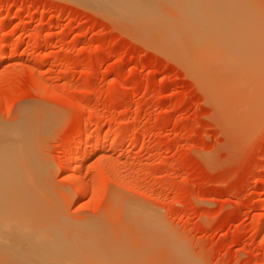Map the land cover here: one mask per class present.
I'll list each match as a JSON object with an SVG mask.
<instances>
[{"label":"rangeland","instance_id":"374dc122","mask_svg":"<svg viewBox=\"0 0 264 264\" xmlns=\"http://www.w3.org/2000/svg\"><path fill=\"white\" fill-rule=\"evenodd\" d=\"M95 1L0 0V131L24 141L0 160L20 154L10 195L57 225L38 246L67 264H264V28L251 59L205 65L165 0L155 25Z\"/></svg>","mask_w":264,"mask_h":264},{"label":"bare ground","instance_id":"6f19581e","mask_svg":"<svg viewBox=\"0 0 264 264\" xmlns=\"http://www.w3.org/2000/svg\"><path fill=\"white\" fill-rule=\"evenodd\" d=\"M84 1H87V0H84ZM89 1H91V0H89ZM98 1L97 2L95 1V2L98 4H102V5L104 4V1H101V0H98ZM108 1H109L108 3L111 4V5L110 4L109 5L112 6V9L115 10L114 12L117 11V12L121 13L122 16L124 15V17L131 18L133 16L131 18V20L132 19L136 20V18H137L136 21L140 20V21H143V23L152 20L151 23H154V25L156 24L154 21H155V17H158L157 16L158 13L156 12V9L154 8V6H151V3H150L151 0H108ZM165 1L167 4H169L172 7V15H174L173 18L176 17L177 21H179L180 23H185V25H188V26H185V28L188 27V29L190 31L189 34L191 36V37L189 36V39H192V40H189L187 38L188 40H185L187 43L188 42L192 43V45H190L191 50H189V49L188 50L189 51H192V50L196 51V53L191 52V54L198 55V57L195 56L196 59L199 57L203 58L205 61L204 64L206 63L205 65H207V63L208 64L217 63L218 66H221V65L224 66L225 65L226 68H227V66H232V65L235 66V62H237V60L241 57L240 55H242V58H240V60L246 62L244 60L245 59L244 54H247L248 51H249L248 54H251L250 52L253 50L252 47H254L253 45H255L254 41L256 39H257L256 45L258 47V44L261 40L259 37L263 34V33L259 32V29L264 28L263 27L264 22L262 21V23H261V20H263L264 16L262 15L263 13H261V11L257 10L258 8H255L252 4L250 5L249 1H247V0H230V1L229 0H165ZM89 3H91V2H89ZM107 4L105 3V5H107ZM97 6L99 7V5H97ZM104 6H103V8L106 9L107 6H105V7ZM130 15H131V17H130ZM159 16H160V14H159ZM11 18H19L20 19L21 17L16 15V14H12ZM2 19H4V18L0 17V20H2ZM165 21H167V20H165ZM173 22H175V19ZM165 24H167V23H165ZM258 24H260V25H258ZM151 25H153V24H151ZM172 28H173V25H172ZM166 30L168 31V29H166ZM166 30H164V31L166 32ZM173 30H174V28H173ZM154 31H155V29H154ZM172 34H174V33H172ZM178 34H179V32H178ZM168 35H169V33H167V36ZM169 36H171V34ZM176 39H178V38H175V40ZM182 39L181 40L178 39V43H181L184 40V39L183 40ZM258 39H259V41H258ZM175 40L173 37L172 41H175ZM183 43H184V41H183ZM256 45H255V48H256ZM181 46H183V44ZM249 49H251V50H249ZM260 50H263V49H260ZM253 53H257L256 50L254 52L252 51V54ZM248 54L245 57H248L251 59V57L254 56L252 54H251L252 56L251 55L248 56ZM219 56H221L223 58L222 61H219V59H220V58L218 59ZM217 59H218V61H217ZM197 60H200V59H197ZM239 62H237L236 64H238ZM242 64L243 63H240V65H242ZM209 66H211V65H209ZM213 66H217V65L213 64ZM222 67H220V69H223ZM210 68L212 69V67H210ZM220 69L216 73L220 72ZM228 70H229V67H228ZM212 73H215V71H213ZM220 74H221V72H220ZM214 77H216V76H214ZM3 132L0 131V155L2 154L4 156H6V154L8 152H9L8 154L11 155L13 152V151L12 152L10 151L11 149L12 150L16 149L17 152L20 151V149H22L21 147L23 146V144L21 146V143H24V141H21L22 139H20L22 137L19 138L17 136L19 138V139L18 138L16 139L17 141L19 140L18 143L15 140V142L18 145L17 148L20 147L18 150L15 147L17 145H15V144L13 145L12 142H8L9 136H6L5 134H3ZM5 132H7V131H5ZM10 138H11V136H10ZM85 140H90V139L85 138L84 141ZM81 142L83 143V141H81ZM87 142L88 141H85V143H87ZM13 146L15 147V149ZM24 146H26V144H24ZM23 148H25V147H23ZM4 152H5V154H4ZM68 153H69V151H68ZM13 154H15V153H13ZM18 156H20V154H18ZM18 156H15V157H18ZM8 157H10V156H8ZM13 157L9 158V159L6 158L7 162L3 163V164H5V165H3L4 167H2V164H1L2 160H0V248L4 247L5 251H6V249L9 250L8 251L9 254L14 252L13 254H15V257H16V259L14 258L15 259L14 261H16L19 257L22 258V259L18 260V261L21 260L20 264H67L63 260L65 258L64 255H61V256L59 255L60 257H62V259L60 258L58 261L57 260L50 261V259L46 255V251L42 250L38 246L37 239L35 238V235L38 234L40 230H43L45 227H47L49 230H51L52 231L51 233H54L56 231V229H58L57 225H55V224L53 225L50 223V225L48 224V226H47L46 223H43L41 221L38 222L40 219L35 220L32 217V211L29 210L30 207L28 205H26L25 202H22L18 198L10 195L9 191L11 190V187L14 185V183L16 181H18V179L20 180L22 178L21 173L15 172V171L13 173L12 168H14V169L18 168L17 162H16V164H13L14 167H13V165H11L12 161L9 162L10 160L13 159ZM23 158L24 157H20V159H22V161L24 160ZM0 159H2V158L0 157ZM15 159H14V162H15ZM16 161H18V159ZM24 162L25 161L20 162V163L24 164ZM23 164H21V166ZM19 167H20V164H19ZM3 168H6V169H3ZM17 173H18V176H19V174H21L20 175L21 178L16 176ZM100 195H102V194H100ZM56 236H58V235H56ZM55 241H58V240H55ZM59 245H64V243L61 239L56 244V247L58 249L55 247L56 248L55 251H61L60 248L62 246H59ZM2 251H4V250H2ZM10 251H13V252H10ZM6 253H7V251L5 252V254ZM1 254L3 255V253H1ZM5 254H4V256H6ZM4 256H2V257H4ZM49 256H51V255H49ZM23 260L25 262L27 261L28 263H22ZM18 261H16V263ZM10 264H12V263H10ZM18 264H19V262H18Z\"/></svg>","mask_w":264,"mask_h":264}]
</instances>
